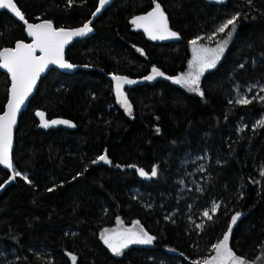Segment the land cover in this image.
<instances>
[{
  "label": "trees",
  "instance_id": "trees-1",
  "mask_svg": "<svg viewBox=\"0 0 264 264\" xmlns=\"http://www.w3.org/2000/svg\"><path fill=\"white\" fill-rule=\"evenodd\" d=\"M157 2L178 38L152 40L131 23ZM14 3L28 23L64 29L84 25L99 6ZM233 16L236 31L203 76V96L143 80L153 66L185 71L191 41L226 39L231 26L219 33L215 25ZM19 40H30L25 23L0 8V50ZM66 55L77 67L41 78L13 136V168L0 164V264H73V256L75 264H203L230 227L229 247L256 262L264 247V96L256 94L264 86V0H115ZM114 76L136 81L125 86L133 117L116 102ZM10 83L0 70V115ZM244 94L251 103L237 102ZM38 111L74 127L44 128ZM105 151L111 164L92 163ZM154 167L157 176L139 175ZM13 172L31 183L12 180ZM119 220L139 221L153 244L114 255L101 232Z\"/></svg>",
  "mask_w": 264,
  "mask_h": 264
},
{
  "label": "snow or ice",
  "instance_id": "snow-or-ice-1",
  "mask_svg": "<svg viewBox=\"0 0 264 264\" xmlns=\"http://www.w3.org/2000/svg\"><path fill=\"white\" fill-rule=\"evenodd\" d=\"M71 2V0H69ZM109 0H99V7L97 12L104 7ZM0 8H6L11 10L21 21L27 26L28 36L33 38L32 43H24L18 41L14 48H4L0 50V67L5 68L11 73V98L6 105V111L0 115V164L5 165L7 168H13L11 160V149L13 141V128L16 124L17 113L20 111L21 105L32 93V90L36 84V81L40 78V75L49 67V65H58L60 68L71 69L74 66L64 59V48L73 37H81L90 33L92 28L90 27L91 21L85 23L82 27L67 30L64 28H56L51 21H43L38 24L28 23L22 12L19 10L14 0H0ZM238 16H233L228 19L218 28L219 33H224L226 29H231L227 32V39L222 44H218L216 48H208L203 45L197 46L198 39L191 41L193 59L189 63V71L185 74H181L173 79L174 83L182 85L190 92L198 93L203 96L201 91L200 79L206 69L212 68L216 65L220 59L221 54L224 52L225 46L228 44L232 37V34L236 31V20ZM132 24L137 27H142L145 32L148 33L152 40H166L170 38H178V33L171 31L168 26L167 16L163 12L160 4L155 3L152 11L146 15L138 16L132 19ZM209 39H214L209 37ZM37 51L41 55H37ZM158 68H152V75H149L145 79L153 80L158 76H164ZM116 80V95L120 103L124 106L129 115L132 113V106L128 102L126 95L122 88L124 84H134L136 81L128 79L127 77L114 76ZM264 99V98H262ZM240 104H248L252 101L247 97L239 99L237 101ZM36 115L40 118L41 126L48 128L51 125L65 124L71 125L67 120H47L44 112H37ZM260 124L264 126V121ZM104 162L111 164L108 159L107 153L100 155L92 163ZM135 167V166H133ZM139 175L142 177L157 176V170L154 167L151 173L145 172L144 169H139ZM17 177H22L27 183H31L26 175H22L20 172H13L11 179L14 180ZM48 191H53L49 188ZM220 205H214L212 211L215 212ZM239 213L231 218V223L234 225L239 217ZM204 216L212 219L209 212L205 211ZM139 225V221L135 222ZM200 227V226H198ZM231 235V227L224 235L223 239L213 245L215 255L209 259H205L203 264H245V261L237 256L234 251L229 247V239ZM101 238L108 248L117 256L121 255L124 249H127L130 245L134 244H151L155 237L149 235L142 228L139 230H133L132 228L124 229L122 231H115L112 234H108L106 229L101 234ZM73 264H75L76 257H72ZM199 264V262H198Z\"/></svg>",
  "mask_w": 264,
  "mask_h": 264
},
{
  "label": "rangeland",
  "instance_id": "rangeland-1",
  "mask_svg": "<svg viewBox=\"0 0 264 264\" xmlns=\"http://www.w3.org/2000/svg\"><path fill=\"white\" fill-rule=\"evenodd\" d=\"M151 11H152V10H151ZM149 12H150V11H149ZM147 13H148V12H147ZM147 13H144V14L139 15V16L146 15ZM137 17H138V16H137ZM221 24H223V23H219V24L215 25V31H216V32H217V30H218V28L220 27ZM139 28H142V27H139ZM142 29H143V28H142ZM171 39H172V38H170V39H166V40H171ZM226 39H227V38H226ZM224 40H225V39H220L218 42H216V43H214V44H205V43H199V42H198L197 46L199 47L200 45H203V46L208 47V48H216L217 45H218V44H222ZM229 44H230V40H229L228 44L225 46L224 52L221 54L220 59L217 61L216 65H215L214 67H212V68L206 69V70L204 71L203 75L201 76L199 87H200V89H201L202 92H203V90H202V87H201V81H202L203 76H204L207 72L214 70V69L218 66V64L220 63L221 59L223 58L225 52L227 51V48H228ZM192 47H193V46L191 45V57H190V59H189V62H188V65H187L186 70L183 71V72H181L180 74H178V75H176V76H179V75H181V74H185V73H187V72L190 70V69H189V63H190V61L193 59ZM153 67L158 68V69H159L161 72H163L165 75H164V76H158V77H156V78L153 79V80H147V79H145V78L148 77L149 75H152V69H151V72H150L147 76H145V77L143 78V80H144L145 82H154V81H156V80L159 79V78H163V79L170 80L171 82L174 83V80H173V79H169V77L174 78V77H176V76H170V75L166 74L164 71H162V69H160V68L157 67V66H153ZM153 67H152V68H153ZM118 77H127V76H118ZM127 78L130 79L129 77H127ZM174 84H176V83H174ZM128 85H131V84H124V85H123V88H122V90H123L124 94L126 95V97H127V94H126V91H125V86H128ZM176 85H178V84H176ZM179 86L183 87L182 85H179ZM183 88L186 89L188 92H190L187 88H185V87H183ZM190 93L195 94V95H199L198 93H193V92H190ZM114 94H115V96H116V102H117V104H118L122 109L125 110V112L127 113V115H128L129 117H133V107H132V113H131V115H129L128 112L126 111V109L124 108V106L120 103V101H119V99H118V97H117V95H116V80H114ZM256 94H261L262 96H264V86H256ZM199 96H201V95H199ZM245 97H246L245 94L239 96L240 99L245 98ZM127 99H128V97H127ZM128 102L130 103L129 99H128ZM130 104H131V103H130ZM131 106H132V104H131ZM129 228H132L133 230H139V229H141L142 227H141L140 224H139V225H136L135 222H134L132 225H125L122 221L119 220V222H117V224H116L115 226H113V227H111V228H106V229L108 230V234H112V233L115 232V231H122V230H124V229H129ZM106 229H104V230L101 232V234L104 233ZM101 240H102L104 246H106V247L108 248V246L104 243V241H103L102 238H101ZM152 244H153V243H152ZM134 245H141V244H134ZM134 245H130L129 247L134 246ZM147 245H148V244H147ZM150 245H151V244H150ZM129 247H128V248H129ZM108 249H109V248H108ZM109 250H110V249H109ZM124 250H125V249H124ZM124 250H123V251H124ZM110 251H111V250H110ZM111 252H112V251H111ZM112 253H113V252H112ZM113 254H114V253H113ZM215 254H216V253L214 252L213 256H214ZM114 255H115V254H114ZM245 264H264V247H263L262 252H261V254L259 255V257H258V259H257L256 262L249 263V262H246V261H245Z\"/></svg>",
  "mask_w": 264,
  "mask_h": 264
},
{
  "label": "water",
  "instance_id": "water-1",
  "mask_svg": "<svg viewBox=\"0 0 264 264\" xmlns=\"http://www.w3.org/2000/svg\"><path fill=\"white\" fill-rule=\"evenodd\" d=\"M114 1L115 0H109V2L106 4V5H104V7L103 8H101L100 9V11L99 12H97V10L94 12V14L91 16V18L88 20V21H91V24H90V27L92 28V25H93V23L100 17V15L107 9V7H109L110 5H112L113 3H114ZM99 7V6H98ZM87 21V22H88ZM86 22V23H87ZM39 23H41V22H39ZM32 24V23H31ZM34 24H38V23H34ZM26 25V24H25ZM53 26H54V24H53ZM83 26V25H82ZM82 26H77V27H73V28H68L67 30H74V29H77V28H80V27H82ZM55 27V26H54ZM26 30H27V26H26ZM91 33V32H90ZM89 33H87L86 35H88ZM85 36V35H84ZM81 37H83V36H81ZM81 37H73L72 39H71V41L68 43V44H66L65 45V48H64V59H65V61L66 62H68V63H70L68 60H67V55H66V52H67V49L70 47V46H72L78 39H80ZM29 41H26V40H19V41H23L24 43H32L33 42V38L32 37H30L29 36ZM18 42V41H17ZM16 44V43H15ZM15 47V45L14 46H11V47H5V48H14ZM4 49V48H3ZM3 49H1V50H3ZM37 55H41V53L39 52V51H37ZM70 64H72V63H70ZM74 67L73 68H71V69H65V68H60L58 65H49V67L40 75V78L36 81V84H35V86H34V88H33V90H32V93L28 96V98L25 100V102H24V104L23 105H21V107H20V111L17 113V117H16V124H15V126H14V128H13V136L15 135V132H16V130H17V128H18V125H19V120H20V117H21V115H22V113L24 112V110L26 109V107L28 106V104H29V102H30V100L34 97V95H35V93H36V91H37V88H38V86H39V82H40V80H41V78L42 77H44L51 69H58V70H72V69H74V68H76L77 67V65H74V64H72ZM0 70H2V71H4L5 73H7L8 75H9V78H10V82H11V73H9L8 72V70L7 69H5V68H2V67H0ZM10 90H11V83H10V87H9V93H8V100L11 98V92H10ZM8 100H7V103H8ZM7 103H6V105H7ZM6 111V106H5V110L3 111V113ZM2 113V114H3ZM1 114V115H2ZM142 177V176H141ZM144 178V177H143ZM152 244V243H151Z\"/></svg>",
  "mask_w": 264,
  "mask_h": 264
}]
</instances>
